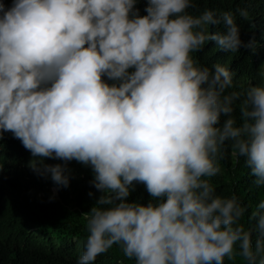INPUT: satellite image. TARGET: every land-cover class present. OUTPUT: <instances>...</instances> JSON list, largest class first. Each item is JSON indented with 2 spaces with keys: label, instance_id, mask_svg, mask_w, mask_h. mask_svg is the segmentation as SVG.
I'll return each instance as SVG.
<instances>
[{
  "label": "clouds",
  "instance_id": "9594fccd",
  "mask_svg": "<svg viewBox=\"0 0 264 264\" xmlns=\"http://www.w3.org/2000/svg\"><path fill=\"white\" fill-rule=\"evenodd\" d=\"M142 2L0 0V140L12 133L58 187L67 162L91 167L101 195L77 264L113 246L135 264H264V200L212 183L230 151L264 187V85L231 91L228 67L193 55L209 41L238 52L249 10L146 0L141 15ZM136 184L147 204L129 199Z\"/></svg>",
  "mask_w": 264,
  "mask_h": 264
},
{
  "label": "trees",
  "instance_id": "16d2710c",
  "mask_svg": "<svg viewBox=\"0 0 264 264\" xmlns=\"http://www.w3.org/2000/svg\"><path fill=\"white\" fill-rule=\"evenodd\" d=\"M8 7L12 0H5ZM146 0L139 3L141 15ZM198 7L217 11L247 8V20L237 15L242 46L236 53L218 50L214 41L193 53L202 65L212 67L220 63L233 73L234 87L240 91L255 85H264V0H200ZM195 13V10H190ZM209 31H216L210 28ZM255 42L254 49L244 47ZM215 69L213 68V71ZM107 81V77L104 78ZM112 83V81H107ZM33 159L21 141L10 132L0 140V264H77L88 235L83 214L91 210L101 195L92 184L94 173L90 166L73 160L67 162L70 169L68 187H58L50 175L34 172L29 163ZM46 164H64L63 160L45 159ZM222 173L212 178L217 195H237L244 204L255 207L264 200V187L252 184L250 170L243 158L235 159L230 151L220 161ZM57 188V192H54ZM53 189V190H52ZM89 193L94 195L90 196ZM132 201L147 204L151 197L142 184H136L129 197ZM94 264H135L123 256L119 246L98 256Z\"/></svg>",
  "mask_w": 264,
  "mask_h": 264
},
{
  "label": "rangeland",
  "instance_id": "374dc122",
  "mask_svg": "<svg viewBox=\"0 0 264 264\" xmlns=\"http://www.w3.org/2000/svg\"><path fill=\"white\" fill-rule=\"evenodd\" d=\"M54 192H57V188H54Z\"/></svg>",
  "mask_w": 264,
  "mask_h": 264
},
{
  "label": "bare ground",
  "instance_id": "6f19581e",
  "mask_svg": "<svg viewBox=\"0 0 264 264\" xmlns=\"http://www.w3.org/2000/svg\"><path fill=\"white\" fill-rule=\"evenodd\" d=\"M53 190V189H52Z\"/></svg>",
  "mask_w": 264,
  "mask_h": 264
}]
</instances>
